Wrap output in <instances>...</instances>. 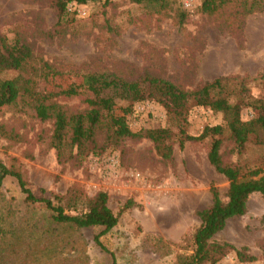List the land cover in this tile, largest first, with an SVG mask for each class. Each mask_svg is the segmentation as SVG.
Here are the masks:
<instances>
[{
	"label": "rangeland",
	"instance_id": "374dc122",
	"mask_svg": "<svg viewBox=\"0 0 264 264\" xmlns=\"http://www.w3.org/2000/svg\"><path fill=\"white\" fill-rule=\"evenodd\" d=\"M171 1L158 8L129 0L69 5L72 21L57 27L51 0H0V36L20 37L33 50V65L44 63L55 72L34 78L42 92L96 73L137 82L157 76L184 91L224 76L264 96V10L250 13L242 23L236 18L238 1L212 14L201 11L202 0ZM84 98L56 101L67 112H82ZM120 104L114 113H120ZM252 115L249 108L240 112L243 121ZM126 118L132 132L167 125L163 107L154 101L134 105ZM187 118L190 136L199 135L205 125L224 124L221 114L208 107H194ZM0 126L6 133L0 135V162L22 172L35 196L52 198L68 188L88 197L105 192L108 207L119 216L106 233L100 227L57 225L42 208L24 203L15 180L5 178L1 192L15 200L17 213L11 221L14 247L2 254L0 264H173L176 255L191 253L192 233L199 225L196 212L211 203V187L225 199L228 182L206 160L209 139L187 142L182 149L175 143L168 160L148 140L128 139L80 163H58L50 146L52 123L34 118L21 101L0 110ZM222 138V162L264 167L261 147L251 143L238 150L226 130ZM213 239L254 257L240 263L232 251L215 264H264L260 193L250 196L245 215L230 219Z\"/></svg>",
	"mask_w": 264,
	"mask_h": 264
},
{
	"label": "trees",
	"instance_id": "16d2710c",
	"mask_svg": "<svg viewBox=\"0 0 264 264\" xmlns=\"http://www.w3.org/2000/svg\"><path fill=\"white\" fill-rule=\"evenodd\" d=\"M110 1L51 0L50 5L57 27H63L72 21L68 16L69 5ZM129 1L157 8L168 7L172 2ZM237 1L236 18L241 19L242 23L250 13L264 10V0H202L200 9L206 14H212ZM178 20L183 23L182 14L178 16ZM238 22L240 24L241 21ZM61 30L62 28L58 31ZM33 60L32 48L20 37L9 40L0 36V110L21 101L32 109L34 118L41 122H51L53 132L50 146L55 151L58 163L70 159L80 163L86 157L100 156L107 149L116 148L128 139L148 140L161 159L168 160L172 157L175 143L182 149L187 142L209 139L206 160L228 182L225 199L220 197L216 187H211V203L196 212L199 225L192 233L191 253L176 255L173 264H215L232 251L240 263L254 259L246 254L244 248L237 249L228 243L215 241L213 237L230 219L245 215L248 200L253 193H260L264 199V167L225 164L220 154L224 130L238 150L252 143L261 147L264 152V96L250 94L242 83L232 84L224 76L205 82L193 91H184L171 81L157 76L137 82L96 73L83 74L82 81L78 84L42 92L37 90L34 78L43 76L45 79L55 72L44 63L35 67ZM11 74L15 76L8 77ZM76 96L85 97L83 103L86 108L82 112H67L56 101L58 97ZM153 101L163 107L167 125L132 132L126 114L138 103ZM118 102L121 103V109L116 114L114 105ZM194 107H208L211 111L220 113L224 124L205 125L199 135L190 136L187 133V116ZM245 108L253 111L252 118L247 121L240 117V112ZM0 135H6L2 126ZM8 177L17 183L24 203L42 208L51 223L78 229L100 227L106 233L118 222V213H113L108 207L107 193L98 192L88 197L77 188H68L52 198L37 197L29 189L22 172L0 162V258L14 247L11 221L17 208L13 205L15 200H7L1 192L2 182ZM128 206L130 203L122 208ZM94 240L103 249L99 236Z\"/></svg>",
	"mask_w": 264,
	"mask_h": 264
}]
</instances>
